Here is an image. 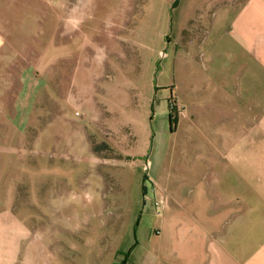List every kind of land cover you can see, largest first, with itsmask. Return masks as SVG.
Segmentation results:
<instances>
[{
    "label": "rangeland",
    "instance_id": "obj_1",
    "mask_svg": "<svg viewBox=\"0 0 264 264\" xmlns=\"http://www.w3.org/2000/svg\"><path fill=\"white\" fill-rule=\"evenodd\" d=\"M76 1L0 0V230L81 234L89 253L137 230L139 264L194 161L192 74L213 66L214 29L177 1Z\"/></svg>",
    "mask_w": 264,
    "mask_h": 264
},
{
    "label": "crops",
    "instance_id": "obj_2",
    "mask_svg": "<svg viewBox=\"0 0 264 264\" xmlns=\"http://www.w3.org/2000/svg\"><path fill=\"white\" fill-rule=\"evenodd\" d=\"M167 1L190 6L199 26L210 23L213 66L192 74L194 161L179 172L176 204L157 206L159 230H149L138 263L264 264V0ZM133 231V242L125 243L128 230H113L89 253L81 234L31 240L29 230H0V264H135Z\"/></svg>",
    "mask_w": 264,
    "mask_h": 264
},
{
    "label": "trees",
    "instance_id": "obj_3",
    "mask_svg": "<svg viewBox=\"0 0 264 264\" xmlns=\"http://www.w3.org/2000/svg\"><path fill=\"white\" fill-rule=\"evenodd\" d=\"M169 121H170V130L171 131H174V127L175 125L177 124V116L174 114V111L170 112L169 113ZM136 245L133 246V248L135 247ZM132 250H129L127 253H126V256H130ZM122 264H125V262H122Z\"/></svg>",
    "mask_w": 264,
    "mask_h": 264
},
{
    "label": "built area",
    "instance_id": "obj_4",
    "mask_svg": "<svg viewBox=\"0 0 264 264\" xmlns=\"http://www.w3.org/2000/svg\"><path fill=\"white\" fill-rule=\"evenodd\" d=\"M155 204H156V206H157V205H159V203H158V202H156Z\"/></svg>",
    "mask_w": 264,
    "mask_h": 264
}]
</instances>
